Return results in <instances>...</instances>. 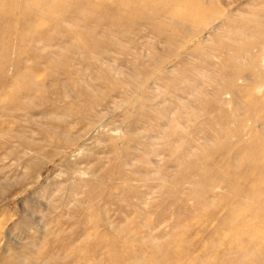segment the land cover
<instances>
[{
	"label": "rangeland",
	"instance_id": "obj_1",
	"mask_svg": "<svg viewBox=\"0 0 264 264\" xmlns=\"http://www.w3.org/2000/svg\"><path fill=\"white\" fill-rule=\"evenodd\" d=\"M264 0H0V264H264Z\"/></svg>",
	"mask_w": 264,
	"mask_h": 264
},
{
	"label": "bare ground",
	"instance_id": "obj_2",
	"mask_svg": "<svg viewBox=\"0 0 264 264\" xmlns=\"http://www.w3.org/2000/svg\"><path fill=\"white\" fill-rule=\"evenodd\" d=\"M263 63H264V61H263Z\"/></svg>",
	"mask_w": 264,
	"mask_h": 264
}]
</instances>
